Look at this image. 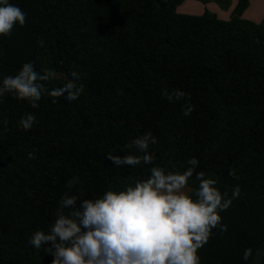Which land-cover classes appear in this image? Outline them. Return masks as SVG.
Returning a JSON list of instances; mask_svg holds the SVG:
<instances>
[{"label":"trees","instance_id":"obj_1","mask_svg":"<svg viewBox=\"0 0 264 264\" xmlns=\"http://www.w3.org/2000/svg\"><path fill=\"white\" fill-rule=\"evenodd\" d=\"M181 1L9 0L26 23L0 35V85L32 62L57 73L49 90L72 72L83 90L74 101L45 93L38 108L0 97V264H51L48 245L29 239L50 231L65 194L97 199L153 166L183 172L193 157L192 188L203 171L222 194L241 189L219 213L227 231L213 229L197 254L205 264H264V17H242L249 0H237L229 19L177 13ZM177 90L185 96L170 102ZM27 114L36 117L30 130L19 125ZM146 133L156 138L152 164L107 158L142 155L128 145Z\"/></svg>","mask_w":264,"mask_h":264},{"label":"clouds","instance_id":"obj_2","mask_svg":"<svg viewBox=\"0 0 264 264\" xmlns=\"http://www.w3.org/2000/svg\"><path fill=\"white\" fill-rule=\"evenodd\" d=\"M25 23L26 13L9 0H0V35H10L15 25ZM71 76L74 79L49 90L47 82L56 79L57 73L43 69L41 74L32 62H27L15 76L3 79L0 97L11 93L33 108L39 107L45 93L74 101L83 86L75 83L79 79L76 72ZM184 96L183 90H177L167 94V99L171 102ZM192 110L187 107L184 115H190ZM35 122L36 117L27 114L19 125L30 130ZM155 143L156 138L146 133L128 145L142 155L109 154L107 158L118 167L152 164L154 155L148 149ZM187 163L190 166L183 172H166L163 167L153 166L147 179L137 180L134 186L119 192L108 190L97 199L77 203V196L65 194L50 231L34 232L29 244L36 249L47 244L45 251L53 256L51 264H199L197 250L208 242L213 229L227 231L219 213L230 208L241 189L237 185L231 196L222 194L215 186L217 180L206 178L203 171L195 173L199 183L192 188L189 180L199 161L193 157ZM251 255L252 250L245 249L243 259L247 261Z\"/></svg>","mask_w":264,"mask_h":264},{"label":"rangeland","instance_id":"obj_3","mask_svg":"<svg viewBox=\"0 0 264 264\" xmlns=\"http://www.w3.org/2000/svg\"><path fill=\"white\" fill-rule=\"evenodd\" d=\"M233 1L234 0H183L181 3L175 6V11L177 13L189 14V15H200L204 11L214 14V10H213L214 6L223 4L224 6L229 7L233 3ZM263 2L264 0L250 1L248 4L249 6L247 5L248 7H246L247 9L245 8L246 11L245 12L243 11L244 15L242 13V17L247 18V19L250 18L253 21H255L256 19H259L261 16L260 14H258L256 6L260 5Z\"/></svg>","mask_w":264,"mask_h":264},{"label":"crops","instance_id":"obj_4","mask_svg":"<svg viewBox=\"0 0 264 264\" xmlns=\"http://www.w3.org/2000/svg\"><path fill=\"white\" fill-rule=\"evenodd\" d=\"M183 1V0H182ZM181 1V2H182ZM237 0H234L233 3L227 7V6H224L223 4H219L217 6H214L213 10H214V14L221 18V19H228L231 15V12H232V9L234 8L235 6V3H236ZM250 1H253V0H249ZM180 2V3H181ZM249 6V5H248ZM247 6V7H248ZM257 12L258 14H260V18L259 19H256L254 22H259L261 21V19L264 17V2L261 3L260 5H257ZM247 9V8H246ZM246 9L244 10V12L246 11ZM244 12H243V15H244ZM257 16V15H256ZM247 19V18H246ZM249 20H251L249 18ZM253 21V20H252ZM199 256V255H198ZM199 260L201 261V263L199 264H205L204 260L201 258V256H199Z\"/></svg>","mask_w":264,"mask_h":264}]
</instances>
